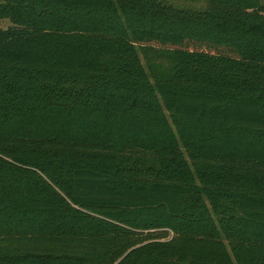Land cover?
Wrapping results in <instances>:
<instances>
[{
	"label": "trees",
	"instance_id": "obj_1",
	"mask_svg": "<svg viewBox=\"0 0 264 264\" xmlns=\"http://www.w3.org/2000/svg\"><path fill=\"white\" fill-rule=\"evenodd\" d=\"M204 1L0 0V264H264V0Z\"/></svg>",
	"mask_w": 264,
	"mask_h": 264
},
{
	"label": "rangeland",
	"instance_id": "obj_2",
	"mask_svg": "<svg viewBox=\"0 0 264 264\" xmlns=\"http://www.w3.org/2000/svg\"><path fill=\"white\" fill-rule=\"evenodd\" d=\"M161 5L167 8L185 10L188 12H203L207 6L204 0H159ZM12 26L8 18L0 19V27L6 29ZM169 50L162 47H154L147 51L146 54L141 52L142 61L146 67L148 74L154 81L155 78H160L170 74L172 69V58L168 53ZM168 122L173 131L178 129V121L175 118L168 116Z\"/></svg>",
	"mask_w": 264,
	"mask_h": 264
}]
</instances>
